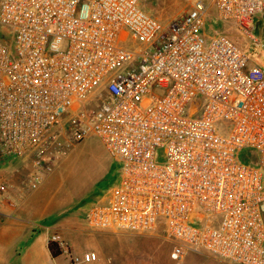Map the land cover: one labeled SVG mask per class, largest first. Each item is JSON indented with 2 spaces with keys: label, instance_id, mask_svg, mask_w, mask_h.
<instances>
[{
  "label": "built area",
  "instance_id": "obj_1",
  "mask_svg": "<svg viewBox=\"0 0 264 264\" xmlns=\"http://www.w3.org/2000/svg\"><path fill=\"white\" fill-rule=\"evenodd\" d=\"M143 1L0 0V158L32 160L36 189L58 136H95L121 173L89 207L90 229L161 228L173 260L264 264V72H245L224 32H204L211 7L253 39L264 0H192L165 26Z\"/></svg>",
  "mask_w": 264,
  "mask_h": 264
},
{
  "label": "rangeland",
  "instance_id": "obj_2",
  "mask_svg": "<svg viewBox=\"0 0 264 264\" xmlns=\"http://www.w3.org/2000/svg\"><path fill=\"white\" fill-rule=\"evenodd\" d=\"M191 2L192 0H144L142 5L165 26L171 19L186 11ZM249 29L253 39L233 23L218 20L211 7L208 10L205 34L209 36L214 30L224 32L248 55L244 71L259 65L264 72V14L254 16ZM50 149L51 160H42L40 173L43 177L50 174L51 179L55 178L58 192L68 200L64 208L68 213L65 215L75 220L73 226L76 230H60L59 233L61 232L60 240L74 254L79 255L85 249L95 253L98 250V257L99 254L101 257L103 255L101 264H229L203 253H187L182 258L173 260V244L161 228L145 234L90 229L85 222V215L93 203L105 201L117 185L120 165L92 135L77 145L69 146L64 134H61ZM156 159L163 162V149L157 150ZM9 162L7 157L0 158V165ZM55 231L52 233H58V230ZM67 256V259H71L73 253ZM59 259L63 260L62 257Z\"/></svg>",
  "mask_w": 264,
  "mask_h": 264
},
{
  "label": "crops",
  "instance_id": "obj_3",
  "mask_svg": "<svg viewBox=\"0 0 264 264\" xmlns=\"http://www.w3.org/2000/svg\"><path fill=\"white\" fill-rule=\"evenodd\" d=\"M8 159L9 164L0 165V186L4 187L0 190V264H70L63 250L52 257L47 248L52 236L61 238L60 230H76L75 220L65 215L68 200L58 192L56 179L47 174L36 189H31L32 160ZM55 230L58 233H52ZM89 250L82 253L93 252ZM68 251L76 255L72 249ZM97 253L94 261L84 264H101L103 255L98 257Z\"/></svg>",
  "mask_w": 264,
  "mask_h": 264
},
{
  "label": "trees",
  "instance_id": "obj_4",
  "mask_svg": "<svg viewBox=\"0 0 264 264\" xmlns=\"http://www.w3.org/2000/svg\"><path fill=\"white\" fill-rule=\"evenodd\" d=\"M241 159L245 162H254L256 160L255 155L250 151H244L241 154ZM47 248L52 257H57L62 253V249L55 240L49 239L47 242Z\"/></svg>",
  "mask_w": 264,
  "mask_h": 264
}]
</instances>
